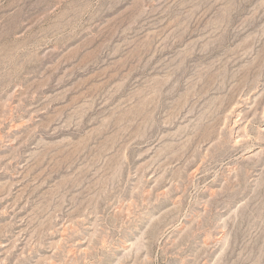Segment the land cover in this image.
<instances>
[{
  "label": "rangeland",
  "instance_id": "374dc122",
  "mask_svg": "<svg viewBox=\"0 0 264 264\" xmlns=\"http://www.w3.org/2000/svg\"><path fill=\"white\" fill-rule=\"evenodd\" d=\"M0 264H264V0H0Z\"/></svg>",
  "mask_w": 264,
  "mask_h": 264
}]
</instances>
